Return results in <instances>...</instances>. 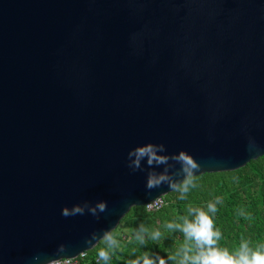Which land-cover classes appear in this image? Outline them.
<instances>
[{
  "label": "water",
  "instance_id": "95a60500",
  "mask_svg": "<svg viewBox=\"0 0 264 264\" xmlns=\"http://www.w3.org/2000/svg\"><path fill=\"white\" fill-rule=\"evenodd\" d=\"M149 141L194 175L264 156V0H0V264L87 252L174 190L128 167Z\"/></svg>",
  "mask_w": 264,
  "mask_h": 264
},
{
  "label": "trees",
  "instance_id": "16d2710c",
  "mask_svg": "<svg viewBox=\"0 0 264 264\" xmlns=\"http://www.w3.org/2000/svg\"><path fill=\"white\" fill-rule=\"evenodd\" d=\"M194 183L184 199L180 198L179 191L167 193L164 196L167 203L158 210L132 207L110 233L118 246L111 248L105 239L100 240L87 251L89 264H105L99 260L101 250L109 252L111 259L108 264H131L145 252L158 253L165 259L175 256L185 239L182 232L169 230L166 225L182 223L189 206L206 207L217 198L222 202L217 205L218 210L212 218L222 233L221 247L234 250L242 239L252 247L264 243V156L236 170L194 175ZM141 229L144 230L143 244L136 238ZM154 231L161 233L160 239L155 241L151 239ZM169 264H175V261L169 260Z\"/></svg>",
  "mask_w": 264,
  "mask_h": 264
},
{
  "label": "clouds",
  "instance_id": "9594fccd",
  "mask_svg": "<svg viewBox=\"0 0 264 264\" xmlns=\"http://www.w3.org/2000/svg\"><path fill=\"white\" fill-rule=\"evenodd\" d=\"M174 160L180 165L182 179L177 182L169 172V160ZM127 164L133 171L153 169L147 174L146 188L151 191L164 184H168L172 189L181 192V199H184L191 187L195 186L194 173L198 169V163L187 153L181 151L171 158L166 155L165 145L160 143L145 142L131 147L127 152ZM163 166L162 170L156 171ZM222 201L217 198L214 202H209L206 207L189 206L187 215L182 217V223H168L169 230L182 232L185 243L175 256L165 259L160 254L145 252L138 258L131 261V264H169V260L175 264H264V243L252 247L247 240H241L239 247L229 250L220 246L222 238L221 231L216 228L212 216L217 212V205ZM105 201H97L95 205L85 204L83 206H73L71 211L63 210L62 214L82 215L87 210L93 216H97L106 210ZM144 230L141 229L137 234V239L144 243ZM161 233L154 231L151 233L153 241L160 239ZM105 241L111 248L118 246L116 239L106 233ZM99 260L108 264L111 257L107 250H101ZM178 257V259H177ZM45 264V262H43ZM99 264V262H98Z\"/></svg>",
  "mask_w": 264,
  "mask_h": 264
},
{
  "label": "built area",
  "instance_id": "2783aa9c",
  "mask_svg": "<svg viewBox=\"0 0 264 264\" xmlns=\"http://www.w3.org/2000/svg\"><path fill=\"white\" fill-rule=\"evenodd\" d=\"M166 200L164 196L157 197L150 202H147L144 207L148 211H155L160 209L162 206L166 204ZM90 258L88 257L87 252H81L75 257L70 258H61L55 261H50L45 264H89Z\"/></svg>",
  "mask_w": 264,
  "mask_h": 264
}]
</instances>
